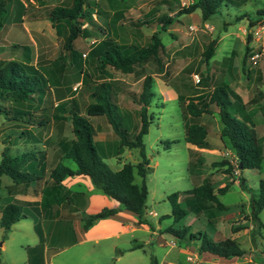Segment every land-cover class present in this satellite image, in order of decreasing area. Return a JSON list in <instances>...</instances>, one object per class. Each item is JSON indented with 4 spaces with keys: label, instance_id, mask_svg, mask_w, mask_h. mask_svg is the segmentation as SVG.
<instances>
[{
    "label": "rangeland",
    "instance_id": "1",
    "mask_svg": "<svg viewBox=\"0 0 264 264\" xmlns=\"http://www.w3.org/2000/svg\"><path fill=\"white\" fill-rule=\"evenodd\" d=\"M5 1L8 12L4 20V29L0 33V60L21 58L20 50H14L13 45L32 47L34 58L39 54V60H42L41 66L38 65L45 76L49 91L40 105L35 104L31 108V116L26 117L29 118L27 123L30 124L9 120L4 114H0L2 144L19 143L20 138L25 136V126H31V123L38 124L40 118L47 121L45 125L32 127L36 135L42 138L54 134L48 139V146L61 140V134L63 136L66 133L63 142L68 140L69 136H74L69 116L70 108L76 106L81 113H86L87 106L93 102L90 95L93 88L102 82L113 84L117 94L115 102L123 118V126L134 135L140 127L138 113L140 106L135 100H138L143 90L146 76L151 75L154 91L149 106L151 124L148 134L144 136L146 154L151 166V171L146 176L149 191L146 218L149 225L152 228L158 227L161 220L163 230L170 226L175 228L179 226L175 224L173 217H164L172 213L168 196L180 192L181 206L187 207L185 193L197 183V179L193 177L197 174L201 178L210 175L216 188L226 183L230 184L225 194H218L219 200L228 206L225 215L216 208L210 210L213 214L209 215L213 223L221 221L219 227L221 237L232 235L230 229L232 224L245 225L248 229L251 223L255 226L250 214L245 213V209H241L240 204H250L251 196L259 193L260 180L264 179V159L261 169L243 170L249 188L248 192L243 191L238 183H233L232 177L224 174L223 168L213 166V162L223 159L236 163L235 152L230 146L225 147L220 140V138L224 139L218 129L219 107L211 104L210 113H205L201 117V121L210 128L211 141V150H206V155L203 156L202 151L187 147L184 141L185 122L179 95L189 98L210 94L216 84L223 83L231 93L240 94L247 103L242 112H236L238 115L249 114L255 116L259 123L263 121L264 17L261 15V10H264V0H223L218 13L208 20L202 18L200 9L189 14L179 13L182 8L196 0H88L90 7H86L85 10L90 11V18L80 19L81 28L86 31L75 39L73 43L75 57L68 59L72 64L62 72L52 66L58 56L66 52L65 42L69 27L65 21H62L58 31L46 18V11L58 5H69L71 0ZM20 10L24 11V18L18 21L16 16ZM170 17L173 18V22L167 26V31H162L161 23L157 24V22L161 18L164 20ZM138 21H146L149 24L137 26L132 23ZM250 21L257 22V25L250 28ZM157 30L162 32V41L166 47L162 57L164 63L162 72L158 70L155 62L150 61L136 66L133 73H125L111 67L108 68L107 74L93 73L88 53L99 41L111 38L119 44L142 47L150 42L152 34ZM250 32L253 33V40L248 43ZM212 41L216 42L214 56L206 63L204 52ZM247 46L254 49L253 54L263 52V55L257 58L256 62L252 60L251 55L244 63ZM197 78H200V82H197ZM76 85L79 86L77 90L74 89ZM56 87H63L67 91L66 101L59 102L55 98ZM0 104L5 105L9 110L26 108L25 105L21 107L12 100L0 101ZM56 116L65 118L66 128L63 132L56 127L60 123V119L57 120ZM90 120L96 129L100 127L96 139L106 140L104 160L112 170H119L122 163H138L141 159L139 150L122 146L106 117H90ZM262 125L259 126L258 133L264 146ZM119 155L120 158L117 157ZM196 160L200 162L195 163ZM65 164L73 169L76 168L72 159H66ZM235 173L240 174V171L236 170ZM141 181V177L136 175V182L141 183ZM215 191L217 192V189ZM3 203L5 198H0V204ZM206 214L208 211L193 226L191 223L195 220V215L191 213L184 223H189L194 228L210 234L213 224L207 225ZM260 218L264 223V209L260 213ZM254 228L248 232L244 230L238 235L241 247L249 252L252 248L251 234ZM2 233L1 230V236L4 238L5 234ZM164 234L168 239L173 238L169 233L164 232ZM263 234L264 229L256 239L259 240ZM134 235L133 241H141L143 247L125 254L120 260H117L118 257L132 242L128 244L125 240L119 241L118 246L113 248L111 253L110 244L106 245V242H102V245L93 247L94 249H91L93 251L86 254L92 243L72 245L73 240L67 238L62 244L64 250L52 259V264H151L152 256L161 257L168 249L158 246L155 236H151L144 228H139ZM24 237L30 240L28 235ZM16 238L20 239V237ZM262 245L264 247V240ZM255 257L259 260L264 259L259 252ZM238 261V264H249L243 258Z\"/></svg>",
    "mask_w": 264,
    "mask_h": 264
},
{
    "label": "trees",
    "instance_id": "2",
    "mask_svg": "<svg viewBox=\"0 0 264 264\" xmlns=\"http://www.w3.org/2000/svg\"><path fill=\"white\" fill-rule=\"evenodd\" d=\"M222 3L223 0H196L189 6L182 8L179 13L189 14L200 9L202 18L208 20L218 13ZM86 7H90L88 0H71L69 5H58L46 11V18L51 21L58 31L59 24L62 21H65L69 27V34L65 42L66 52L60 54L52 66L60 72L72 64L68 62V59H74L75 57L73 43L86 31L81 28L80 22V19L90 18L91 13L85 10ZM7 12V2L0 0V33L4 29ZM261 15L264 17V10H261ZM172 22L173 18L171 17L164 18V20L161 18L157 24L161 23V30L167 31V26ZM132 23L137 26L149 24L146 21ZM255 25H257V22L250 21V28ZM161 33L159 30L154 32L150 42L142 47L119 44L111 38L99 41L88 53L89 64L93 69V73L107 74L109 67L125 73H133L136 66L150 61L155 62L158 70L162 72L164 69L162 57L166 47L162 41ZM252 40L253 33L250 32L248 43H251ZM215 43V41L210 42L204 52L206 63L214 56ZM12 48L20 50L21 58L7 61L0 60V101L12 100L21 107L25 105L26 108L9 110L5 105L0 104V114H4L6 119L9 120L28 122L29 118L26 117L31 116V108L35 104L37 106L44 101L49 86L46 84L45 76L38 66L39 61L37 64L32 62V48L28 45L17 44L13 45ZM69 50L72 52L68 53ZM253 50L250 46H247L244 63L253 54ZM55 91L59 100L65 98V96L60 95L61 91H65L63 87H56ZM90 95L93 102L87 106L86 113H81L76 106L71 107L69 110L75 139L70 142L64 156L67 159H72L76 164V168L72 169L60 163L51 171V178L55 184L61 185L63 179L67 176H87L97 189L118 202L122 209L136 214L140 224H149L146 218L149 193L146 176L151 171V166L146 154L144 136L148 134L151 124L149 106L154 96L152 76H146L143 90L138 100H135L140 106L138 112L140 127L134 135H131L129 129L123 126V118L115 102L117 94L111 82L97 84ZM179 99L185 122V140L199 148H211L207 141L209 128L201 122V117L204 113H210L211 104L219 107V115L223 125L221 136L233 148L236 163L233 164L230 160L223 159L213 162V166L223 168L225 174L232 177L233 181L238 180L241 189L248 192L247 179L242 174L243 170L261 169L264 159V146L251 117L245 114L240 116L236 113L242 112L246 105L241 96L237 93H231L227 85L219 83L214 86V90L210 94L196 95L189 98H185L180 94ZM90 117H106L114 133L119 137L122 146L139 150L141 159L138 163H124L121 169L112 170L104 160V152L101 146L94 139L96 130ZM42 121L46 120L40 118L37 122L40 124ZM38 153L40 152L28 150L18 155H12L8 152V149H5L0 161V177L7 175L15 184L23 185L37 181L40 178L39 175L36 172L26 170L25 165L36 160ZM236 170L240 171V174H236ZM136 175L141 177V183L136 182ZM193 177L197 179V183L186 192V202L189 210L198 214L213 207L219 211L225 210L226 207L219 200L218 194H225L229 190L230 184L226 183L216 188L210 175L201 178L199 175L194 174ZM180 194V192H175L168 196L172 213L164 216L173 217L175 223L181 221L188 212L179 202ZM190 204L196 205L192 208ZM250 208V217L255 224L251 237L255 244L256 236L261 235L264 229V223L260 218V213L264 209V179L260 180L259 193L250 198ZM117 211L118 208L106 207L98 213L86 216L84 218L85 229H88L95 220L114 215ZM23 217L22 207L19 204L10 203L2 210L1 227L4 230L5 237L12 225ZM208 223H212L210 216ZM246 228L248 227L245 225L233 224L231 231L237 233ZM164 232L169 233L176 239L189 238L199 241L198 249L200 253H210L224 258H243L249 254V251L241 247L236 238L230 237L217 241L210 238L203 231L190 233V229L186 226L182 228L170 226ZM39 234L43 239L41 231H39ZM151 264H159L155 256H152Z\"/></svg>",
    "mask_w": 264,
    "mask_h": 264
},
{
    "label": "crops",
    "instance_id": "3",
    "mask_svg": "<svg viewBox=\"0 0 264 264\" xmlns=\"http://www.w3.org/2000/svg\"><path fill=\"white\" fill-rule=\"evenodd\" d=\"M22 18H24V11L22 12L20 10L18 12V15L16 16V20L21 21ZM34 19L36 18L34 17ZM39 57L40 55L38 54L34 58L32 51L33 64H37V62L39 61L38 64H40L41 66L42 60H39ZM56 93L57 92L54 89V96L59 102H64L66 101V99H68L66 90L64 92L61 91L60 93L62 97L65 96L63 100H59ZM241 98L244 104H247L242 96ZM218 116L220 117L219 114ZM250 117L254 122L255 128L258 133V130H260L259 126L263 124L262 127H264V116H262L263 121H261L260 123L255 116ZM56 118L57 120L60 119V123H58L56 127L60 132H63V130L66 128L65 118L61 116H56ZM46 122L47 121H42V123L40 124L38 122V124L31 123V126L26 125L24 131L25 136L20 138V142L17 144H2L0 142V161L5 149H8V152L12 155H18L28 150L40 152L37 154L36 160L28 162L25 165L26 170L36 172L39 175L40 178L37 181L28 185H23L15 184L13 180L7 175H2L0 177V198H5V203L0 204V264H52V259L56 257L62 250H64L62 244L64 241H66L67 238H69L71 241L73 240V243H71L72 245L92 243V247L89 249V251L87 250L85 252L86 254L91 253L93 251L91 249L102 245V242H106V245L110 244V253L112 252L113 248L118 246L119 241L125 240L128 244L132 242L130 246L127 245L121 256L118 257L117 260H120L122 257H124L125 254L135 252L136 250L143 247V243L141 241H133V238H135L134 234L138 231L139 228H144L151 236H155V242L158 244V246L168 248L161 257L155 256L159 264L239 263L238 260L240 258L237 257L224 258L212 255L210 253H200L198 249L199 241L197 240H191L189 238L180 240L174 237L168 239L164 234L161 220L159 221V226L154 228H152L149 224H140L139 218L136 214L122 209L118 202L97 189L92 183L91 179L87 176H67L63 179L61 185L55 184L53 182V179L51 178V171L60 163L66 165L65 163L67 158H65L64 154L69 148L70 142L75 139V135L69 136L68 140H65L63 142L66 133L63 134V136L61 134V140H57L58 142L56 141L52 143L51 146H48V139H50V137H52L54 134L51 133L45 138H42L36 135V132L32 127L34 125L43 127ZM24 123L30 124L27 122ZM202 123L206 124L205 122ZM222 127L223 125L220 119L218 125V129L220 132L222 130ZM98 128L100 127H97V129L95 128L96 133L98 132ZM209 133L207 136V141L211 145V141L209 140ZM94 139L98 142L105 153V138L103 140H98L96 139L95 134ZM220 140L225 147L230 146L229 142L222 140L221 138ZM184 141L187 147H194L195 149H197V151H202L201 155L203 156L206 155V150H211V148H199L196 145L188 143L185 140V134ZM117 157L120 158V155ZM195 162L198 163L200 162V160H196ZM123 165L124 163H122L120 169L123 167ZM233 183L239 184V181L235 180L233 181ZM185 195L187 194L185 193ZM190 201L192 202L191 198ZM179 202H181V197H179ZM10 203L19 204L22 207L24 217L18 222L14 223L11 229L8 231L6 237L3 238L1 236V230L4 233V230L1 227L2 210ZM195 205L196 204H190L192 208ZM186 206L187 207H183L188 210L187 215L181 221L175 224L179 225L176 228H182L184 226L188 227L190 229V233L200 231L199 229L194 228L193 224H196L198 220L201 219L202 215H204L207 211L208 214L206 215L209 222V215L213 214L210 210L215 208L213 207L198 214L194 211H190L187 204ZM106 207L118 208V211L114 215L95 220L88 229H85L84 218L88 215L98 213ZM225 207L226 209L223 210L224 215L228 210V206L225 205ZM240 207L241 209H245V213L250 214V204H240ZM191 213L195 215V220L193 221V223H191L193 226L189 223H184V221L187 220V217L191 215ZM210 224H213L211 232L210 234H206L210 238L217 241L230 237L236 238L238 240V235L242 231L245 230L248 232V230L255 227L253 223H251L249 227L250 229L246 228L240 230L237 233H232L231 231V236L221 237V235L219 234L221 221H219L218 223H213L212 221V223ZM210 224L207 223V225ZM39 231H41L43 239H41ZM216 233L218 235H216ZM25 235H28L30 237V240L24 239ZM16 237H20L21 240ZM263 240L264 234L259 238V240L256 239L255 244L252 241V248L249 254L243 257L244 261L248 262L249 264H264L263 258H260V260L255 259V255L257 252H259L264 257V247L262 245ZM138 246L142 247L139 248Z\"/></svg>",
    "mask_w": 264,
    "mask_h": 264
},
{
    "label": "built area",
    "instance_id": "4",
    "mask_svg": "<svg viewBox=\"0 0 264 264\" xmlns=\"http://www.w3.org/2000/svg\"><path fill=\"white\" fill-rule=\"evenodd\" d=\"M262 55H263V52H256V53L252 54L251 58H252V60H254V62H256L257 58H259ZM197 82H200V78H197ZM78 88H79L78 85H76L74 87L75 90H77Z\"/></svg>",
    "mask_w": 264,
    "mask_h": 264
},
{
    "label": "water",
    "instance_id": "5",
    "mask_svg": "<svg viewBox=\"0 0 264 264\" xmlns=\"http://www.w3.org/2000/svg\"><path fill=\"white\" fill-rule=\"evenodd\" d=\"M241 166V165H240Z\"/></svg>",
    "mask_w": 264,
    "mask_h": 264
}]
</instances>
